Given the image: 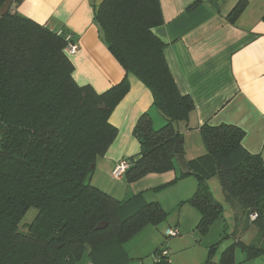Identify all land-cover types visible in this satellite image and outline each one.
<instances>
[{
    "label": "trees",
    "instance_id": "1",
    "mask_svg": "<svg viewBox=\"0 0 264 264\" xmlns=\"http://www.w3.org/2000/svg\"><path fill=\"white\" fill-rule=\"evenodd\" d=\"M244 8L241 1L229 20ZM94 21L125 72L103 93L74 82L62 36L11 9L0 16V264H72L84 254L89 264H126L122 243L167 217L141 193L119 202L90 183L96 159L116 137L109 117L129 90L127 75L150 91L166 123L154 130L148 113L139 117L133 136L140 152L127 159L125 180L175 167L174 143L187 128L193 102L177 90L164 45L151 32L162 22L158 0H104ZM200 135L206 153L187 163L197 189L183 202L198 211L196 228L204 232L221 218L222 206L207 185L217 177L236 226L257 229L251 244L228 246L220 264H237L236 248L246 260L264 255V160L244 150V133L235 126L203 125ZM29 209L37 217L24 232L19 222ZM101 222L106 227L97 230ZM214 247L205 264L213 263Z\"/></svg>",
    "mask_w": 264,
    "mask_h": 264
},
{
    "label": "crops",
    "instance_id": "2",
    "mask_svg": "<svg viewBox=\"0 0 264 264\" xmlns=\"http://www.w3.org/2000/svg\"><path fill=\"white\" fill-rule=\"evenodd\" d=\"M103 1L21 0L17 4L13 0L10 9L56 34L71 35L78 46L75 54L68 55L74 82L103 93L125 77L94 21ZM241 1L245 8L231 22L228 17ZM158 4L162 22L151 32L164 45L163 56L177 90L193 102L187 128L180 136L185 161L205 155L200 135L203 125L241 129L244 150L264 160V0H158ZM127 78L129 90L109 117L116 137L96 159L90 183L119 202L140 193L146 201L147 192L170 184L167 189L174 190L170 198L183 203L194 194L197 180L193 175L176 180L181 174L176 162L170 171L147 174L132 183L124 176L111 177L118 161L139 155L133 129L142 114L148 113L154 130L166 123L150 91L134 76ZM183 206L191 208L189 215L198 221V211L190 204ZM183 224L179 219L171 228ZM167 264L176 262L168 256Z\"/></svg>",
    "mask_w": 264,
    "mask_h": 264
},
{
    "label": "rangeland",
    "instance_id": "3",
    "mask_svg": "<svg viewBox=\"0 0 264 264\" xmlns=\"http://www.w3.org/2000/svg\"><path fill=\"white\" fill-rule=\"evenodd\" d=\"M64 50L66 51V49ZM207 185L215 201L221 204L222 214L220 219L211 221L204 232H200L196 228L199 217L196 221L192 215H189L193 210L188 206H183L182 202L175 203L170 198V191L174 190L164 187L147 192L146 202L159 204L167 217L156 225L144 226L138 234L122 243V250L130 259L126 264H155L152 255L156 249H170L169 259L176 264H205L212 246H215L211 251L212 264H220L221 254L228 246L237 242L245 245L254 242L257 229L254 226L244 229L242 226H236L234 212L222 198L218 178H210ZM36 217L37 211L29 209L20 220L19 229L25 232L27 225L32 224ZM179 219L185 224L178 227L179 233H181L180 237L166 238V230L175 226ZM136 250H138V254ZM234 258L237 264H264V256L246 260V255L240 248H236ZM87 261V256L84 254L72 264H87Z\"/></svg>",
    "mask_w": 264,
    "mask_h": 264
},
{
    "label": "built area",
    "instance_id": "4",
    "mask_svg": "<svg viewBox=\"0 0 264 264\" xmlns=\"http://www.w3.org/2000/svg\"><path fill=\"white\" fill-rule=\"evenodd\" d=\"M58 35H61L60 33H57ZM64 38V42H65V49H66V54L68 55H73L77 52L78 46L77 44L72 40L71 35H61ZM130 163L127 159H123L118 161L114 168L112 169L111 175L114 179H120L121 177L124 176V173L127 171V169L129 168ZM256 217L255 216H251V220H254ZM179 235L178 229L176 228H168L165 232V236L167 238H174L177 237ZM168 250L167 249H163L160 250L158 253H156L153 256V260L155 264H161L163 262H168Z\"/></svg>",
    "mask_w": 264,
    "mask_h": 264
},
{
    "label": "water",
    "instance_id": "5",
    "mask_svg": "<svg viewBox=\"0 0 264 264\" xmlns=\"http://www.w3.org/2000/svg\"><path fill=\"white\" fill-rule=\"evenodd\" d=\"M11 0H5L4 4L0 7V16H4L8 13L10 10L11 6ZM173 155H174V160L176 162L177 167L179 168L181 174L183 175H192V171L187 165V162L184 159L183 156V138L179 137L173 147ZM106 227V223L101 222L97 226V230L104 229Z\"/></svg>",
    "mask_w": 264,
    "mask_h": 264
}]
</instances>
